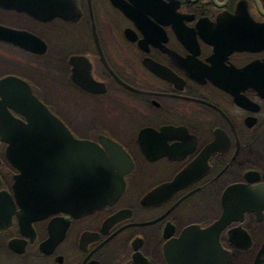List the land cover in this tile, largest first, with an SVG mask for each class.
I'll return each instance as SVG.
<instances>
[{"label": "flooded vegetation", "instance_id": "obj_1", "mask_svg": "<svg viewBox=\"0 0 264 264\" xmlns=\"http://www.w3.org/2000/svg\"><path fill=\"white\" fill-rule=\"evenodd\" d=\"M36 101L124 189L0 135V264H264V0H0V117Z\"/></svg>", "mask_w": 264, "mask_h": 264}, {"label": "water", "instance_id": "obj_2", "mask_svg": "<svg viewBox=\"0 0 264 264\" xmlns=\"http://www.w3.org/2000/svg\"><path fill=\"white\" fill-rule=\"evenodd\" d=\"M11 81H5V84ZM29 119V124H24L19 120L8 117V115L1 116L0 119L5 124L0 125V135L6 138V141L10 144L13 151V162L20 168L19 161V145L21 141L19 136L21 135H58V143L62 145L81 146L84 152L89 153L90 159V187L85 190L86 203L84 209L93 210L102 207L106 203H111L116 200L124 189L123 182L120 180L119 174L108 172L106 169L110 166L109 161L100 150L94 147L91 143L76 142L72 139L71 133L65 127L60 119L50 114L48 109L39 101H36L32 106V114L29 116L25 113ZM50 143V141H48ZM32 147L36 141H27ZM34 151V148H31ZM30 150V151H31ZM32 151V152H33ZM28 159H35L33 154H25ZM22 156V157H23ZM21 157V158H22ZM101 168H105L103 172ZM76 192V191H75ZM35 190H31V199H45V191L42 190V194L37 197L34 196ZM29 199V197L26 196ZM47 205V204H46ZM43 204V206H46ZM42 204H29L27 207H40ZM44 208V207H43ZM42 208V209H43ZM48 208V207H47ZM37 210V209H36Z\"/></svg>", "mask_w": 264, "mask_h": 264}]
</instances>
